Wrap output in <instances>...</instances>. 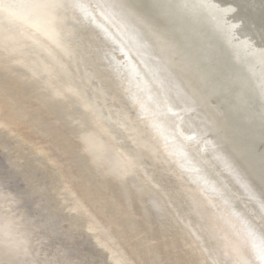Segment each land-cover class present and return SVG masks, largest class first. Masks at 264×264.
<instances>
[{
  "label": "bare ground",
  "instance_id": "6f19581e",
  "mask_svg": "<svg viewBox=\"0 0 264 264\" xmlns=\"http://www.w3.org/2000/svg\"><path fill=\"white\" fill-rule=\"evenodd\" d=\"M0 264H264V0H0Z\"/></svg>",
  "mask_w": 264,
  "mask_h": 264
}]
</instances>
